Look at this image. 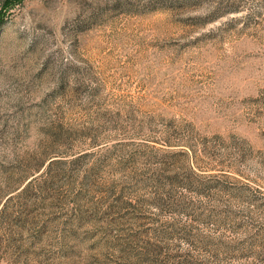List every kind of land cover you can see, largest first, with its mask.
I'll list each match as a JSON object with an SVG mask.
<instances>
[{
	"label": "rangeland",
	"instance_id": "1",
	"mask_svg": "<svg viewBox=\"0 0 264 264\" xmlns=\"http://www.w3.org/2000/svg\"><path fill=\"white\" fill-rule=\"evenodd\" d=\"M0 264H264V0H0Z\"/></svg>",
	"mask_w": 264,
	"mask_h": 264
}]
</instances>
